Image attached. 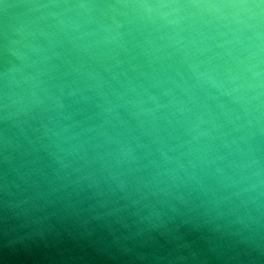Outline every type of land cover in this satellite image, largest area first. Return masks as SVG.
I'll return each instance as SVG.
<instances>
[{"label": "water", "instance_id": "1", "mask_svg": "<svg viewBox=\"0 0 264 264\" xmlns=\"http://www.w3.org/2000/svg\"><path fill=\"white\" fill-rule=\"evenodd\" d=\"M0 264H264V0H0Z\"/></svg>", "mask_w": 264, "mask_h": 264}]
</instances>
